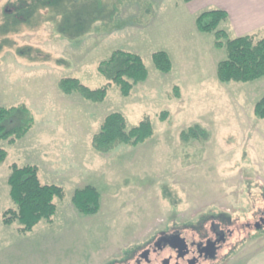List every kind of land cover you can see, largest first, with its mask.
Here are the masks:
<instances>
[{"label": "rangeland", "instance_id": "374dc122", "mask_svg": "<svg viewBox=\"0 0 264 264\" xmlns=\"http://www.w3.org/2000/svg\"><path fill=\"white\" fill-rule=\"evenodd\" d=\"M213 10L198 0H0V107L24 105L36 116L27 136L0 141L8 153L0 164V264H125L168 226L205 231L212 222L229 238L204 264L264 261V120L255 115L264 77L218 80L227 53L196 24ZM219 29L237 37L228 22ZM120 50L140 55L149 72L130 96L115 83L99 104L61 93L64 78L106 86L99 66ZM157 52L169 54L171 73L156 69ZM113 113L128 130L149 119L153 136L99 152L93 139ZM195 125L207 137L185 142ZM15 164L36 165L43 184L64 188L53 224L43 220L27 234L3 224ZM88 186L101 203L91 216L73 203Z\"/></svg>", "mask_w": 264, "mask_h": 264}, {"label": "trees", "instance_id": "16d2710c", "mask_svg": "<svg viewBox=\"0 0 264 264\" xmlns=\"http://www.w3.org/2000/svg\"><path fill=\"white\" fill-rule=\"evenodd\" d=\"M187 3L194 0H185ZM229 20L228 14L222 10H213L201 14L197 20V28L202 33H213L216 37L215 47L225 50L226 59L217 66V77L221 83H250L264 77V31L254 34L230 37V32L219 27ZM156 69L161 73H171L173 63L168 53L157 52L153 55ZM100 73L106 78L107 85L92 90L79 79L64 78L58 83L62 94L72 96L79 94L91 103H103L109 87L115 83L120 86L123 96L131 95L134 87L145 82L149 77L144 59L128 51H116L99 66ZM177 89V88H176ZM255 115L264 120V96L255 106ZM36 124V116L29 107H0V141L15 144L29 134ZM154 129L149 119L132 130L127 129V122L121 113L109 115L100 132L93 139V146L101 153H108L120 145L136 146L152 137ZM185 142L191 139L207 137L205 130L199 125L182 133ZM8 153L0 150V164L7 159ZM10 199L13 206L4 211L2 222L5 226L18 224V232L27 234L41 221L53 224L56 215V200L65 198V190L57 184H43L39 168L36 165H13L8 180ZM73 203L80 213L91 216L101 209L100 194L95 187L88 186L77 190ZM226 224V223H225ZM221 229L222 224L215 226Z\"/></svg>", "mask_w": 264, "mask_h": 264}, {"label": "flooded vegetation", "instance_id": "af4514ba", "mask_svg": "<svg viewBox=\"0 0 264 264\" xmlns=\"http://www.w3.org/2000/svg\"><path fill=\"white\" fill-rule=\"evenodd\" d=\"M225 223L228 226L231 221ZM260 223L264 224V218ZM216 225L212 222L205 231L197 226H168L148 237L125 264H204L216 260L229 238L228 229H217ZM187 227L192 236L187 234Z\"/></svg>", "mask_w": 264, "mask_h": 264}, {"label": "crops", "instance_id": "0c3cea01", "mask_svg": "<svg viewBox=\"0 0 264 264\" xmlns=\"http://www.w3.org/2000/svg\"><path fill=\"white\" fill-rule=\"evenodd\" d=\"M199 8H215L228 14V25L236 36L264 30V0H198ZM190 3V2H189ZM259 264H264V261Z\"/></svg>", "mask_w": 264, "mask_h": 264}]
</instances>
